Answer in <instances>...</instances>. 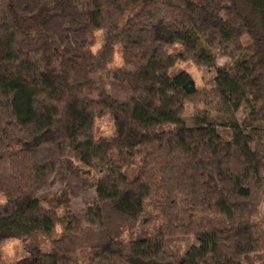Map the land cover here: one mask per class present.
<instances>
[{
    "label": "trees",
    "instance_id": "16d2710c",
    "mask_svg": "<svg viewBox=\"0 0 264 264\" xmlns=\"http://www.w3.org/2000/svg\"><path fill=\"white\" fill-rule=\"evenodd\" d=\"M19 5L0 0V264L14 239L19 264H264V0ZM61 6L102 33L99 53L45 39L41 16ZM214 47L231 62L219 66ZM116 48L134 67L110 71L115 130L102 137L79 92ZM182 62L213 69L214 86L200 89ZM70 154L97 172L96 201L61 217L37 193Z\"/></svg>",
    "mask_w": 264,
    "mask_h": 264
},
{
    "label": "rangeland",
    "instance_id": "374dc122",
    "mask_svg": "<svg viewBox=\"0 0 264 264\" xmlns=\"http://www.w3.org/2000/svg\"><path fill=\"white\" fill-rule=\"evenodd\" d=\"M18 2L21 7L20 10L31 15L39 9L41 0H18ZM45 13L46 15L43 13L41 17L47 18V20L40 25V29L48 42L51 44L55 42V45L60 47L59 52L61 54H80L87 50H91L93 54L100 52L103 45L102 33L95 31L91 34L82 26H77L74 22H79L80 20L78 10L73 8L67 9L61 6L60 9L52 12L46 11ZM213 53L216 55L219 66H224L231 62L229 56L225 55L221 49L214 47ZM54 54L56 57L53 58V61L60 66L61 57L58 56L59 54L55 49ZM121 67L131 68L134 66L130 56L125 55L119 48H116L107 69L93 77V80L97 82L93 90L90 91L89 77L87 87L79 92L80 101L89 110H93L97 116L95 127L98 136L111 137L115 130L113 120L109 115L107 82L111 77L110 71ZM176 69L187 71L200 89H209L215 84V71L213 69L199 67L192 62L179 63ZM192 112L193 105L187 101L183 112L184 116L189 117ZM190 162V157L182 159V163L184 164H189ZM83 164L74 155H68L61 174L56 178V181L37 193V197L41 199L42 206L53 209L61 217H64L70 212L78 214L85 207L96 201V195L92 186L96 181L97 172L88 170ZM132 173L130 171L129 175L132 176ZM4 202L5 198L0 194V204ZM61 233L62 226L58 225L50 240L60 238ZM2 252L8 264H19L25 257V242L22 239L6 241L2 246Z\"/></svg>",
    "mask_w": 264,
    "mask_h": 264
}]
</instances>
